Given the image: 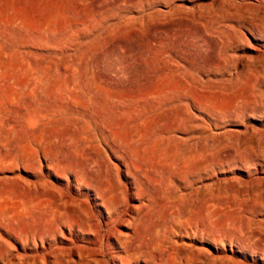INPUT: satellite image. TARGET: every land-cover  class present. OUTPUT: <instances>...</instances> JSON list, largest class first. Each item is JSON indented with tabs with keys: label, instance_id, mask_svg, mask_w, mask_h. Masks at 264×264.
I'll list each match as a JSON object with an SVG mask.
<instances>
[{
	"label": "rangeland",
	"instance_id": "1",
	"mask_svg": "<svg viewBox=\"0 0 264 264\" xmlns=\"http://www.w3.org/2000/svg\"><path fill=\"white\" fill-rule=\"evenodd\" d=\"M249 4L0 0V264H264Z\"/></svg>",
	"mask_w": 264,
	"mask_h": 264
},
{
	"label": "bare ground",
	"instance_id": "2",
	"mask_svg": "<svg viewBox=\"0 0 264 264\" xmlns=\"http://www.w3.org/2000/svg\"><path fill=\"white\" fill-rule=\"evenodd\" d=\"M251 4H249V8L251 10V19H250V36L254 39L255 41V46L254 48L252 47V50H254V56L253 59L256 60L257 62L260 63V69L257 71V74L259 75V83H263L264 85V0H248ZM254 3V4H253ZM248 5V4H247ZM258 36V37H257ZM257 75V76H258ZM164 149V148H163ZM170 153V152H169ZM161 156V155H160ZM164 158V157H163ZM162 158V159H163ZM185 162V161H184ZM186 163V162H185ZM159 164V163H158ZM167 164V163H166ZM176 164V163H175ZM169 165V164H168ZM167 166V165H166ZM164 168V167H163ZM167 169V167H165ZM169 168V167H168ZM182 169V167H181ZM181 173V172H180ZM184 173V172H183ZM126 175V174H125ZM124 182V181H123ZM127 183V182H125ZM128 186H125L124 190L127 193L128 191L130 192L132 190V183H127ZM136 188V187H135ZM134 194L130 193L128 195L129 200L133 198ZM140 195V194H139ZM136 196V195H135ZM113 198V197H112ZM111 199V198H110ZM102 201V199H101ZM110 201V200H109ZM103 207H104V216L109 217V202L105 201L102 202ZM101 203V204H102ZM112 205V204H111ZM115 205V204H114ZM113 206V205H112ZM116 209V208H115ZM134 207L125 205L123 206V209L119 211V213H116V218L120 217L119 215L124 214L125 216L131 218V213L134 212ZM111 213V212H110ZM115 221V220H114ZM126 223V224H125ZM129 219H124L121 221L120 225L122 227H126L129 224ZM127 233V232H124ZM120 236V235H119ZM115 238V237H114ZM130 241V237L127 235H121L120 238L115 239V249L118 254L122 253V256H117V262L116 264H139V263H146L147 260L143 259L141 260L140 257L146 255L149 259L150 262L153 263V257L148 254V250H144L142 248H136V249H131V248H124V246H127V244ZM130 246V245H129ZM34 249V254L30 257L31 259L29 262H32L33 264H37L40 256L37 253L38 248H33ZM112 249V248H110ZM22 250L25 252V249L22 248ZM28 250V249H27ZM168 250V249H167ZM156 251V250H155ZM159 251V250H158ZM160 252V251H159ZM163 252V251H162ZM168 252V251H167ZM10 253V252H9ZM53 253V252H52ZM116 253V252H115ZM155 253V252H154ZM169 253V252H168ZM20 254V253H19ZM22 254V253H21ZM77 254H79L77 252ZM161 254V252L159 253ZM25 255V254H24ZM54 255V254H53ZM8 256V255H7ZM26 256H28L26 254ZM44 256V255H43ZM61 257V255H59ZM28 257V259H29ZM9 258L7 257V260ZM173 259V258H172ZM27 260V258H26ZM53 260V259H52ZM68 260V259H67ZM28 261V260H27ZM45 261V260H44ZM63 261V260H62ZM114 261V260H113ZM164 261V260H163ZM172 261V260H171ZM188 262V260H186ZM13 262V261H11ZM18 262V261H17ZM21 262V259H20ZM25 262V260L23 261ZM47 262V261H46ZM45 262V263H46ZM84 262V260H83ZM167 262V261H166ZM14 263V262H13ZM12 263V264H13ZM49 263V262H48ZM72 263V262H71ZM74 263V262H73ZM76 263V262H75ZM74 263V264H75ZM175 263V262H174ZM173 263V264H174ZM25 264V263H24ZM28 264V263H26ZM59 264V263H58ZM150 264V263H149ZM167 264V263H166ZM187 264V263H186ZM193 264V263H192Z\"/></svg>",
	"mask_w": 264,
	"mask_h": 264
}]
</instances>
